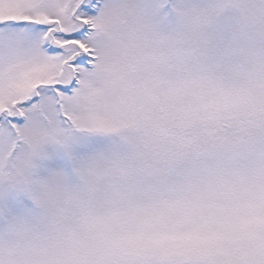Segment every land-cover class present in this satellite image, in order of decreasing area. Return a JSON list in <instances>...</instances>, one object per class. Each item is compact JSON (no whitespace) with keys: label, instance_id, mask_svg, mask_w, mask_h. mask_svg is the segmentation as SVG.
Returning <instances> with one entry per match:
<instances>
[{"label":"snow or ice","instance_id":"snow-or-ice-1","mask_svg":"<svg viewBox=\"0 0 264 264\" xmlns=\"http://www.w3.org/2000/svg\"><path fill=\"white\" fill-rule=\"evenodd\" d=\"M0 264H264V0H0Z\"/></svg>","mask_w":264,"mask_h":264}]
</instances>
